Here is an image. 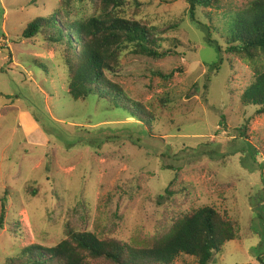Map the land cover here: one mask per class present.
Masks as SVG:
<instances>
[{
  "label": "rangeland",
  "instance_id": "374dc122",
  "mask_svg": "<svg viewBox=\"0 0 264 264\" xmlns=\"http://www.w3.org/2000/svg\"><path fill=\"white\" fill-rule=\"evenodd\" d=\"M128 1L127 15L158 27L189 20L165 36L170 46L173 39L192 45L194 61L185 72H175L181 57L152 62L127 53L122 59L120 82L156 112L157 123L133 116L129 104L116 107L96 96L74 100L62 50L23 38L31 21L61 3L79 19L96 16L92 0H0V200L7 205L0 264L33 244L57 245L68 223L129 241L160 234L179 215L207 206L240 226L239 238L212 264H261L264 114L242 103L254 81L251 63L231 57V70L227 55L188 18L186 0ZM253 1L225 4L238 12ZM221 36L220 29L215 38ZM174 180L177 195L159 200Z\"/></svg>",
  "mask_w": 264,
  "mask_h": 264
},
{
  "label": "trees",
  "instance_id": "16d2710c",
  "mask_svg": "<svg viewBox=\"0 0 264 264\" xmlns=\"http://www.w3.org/2000/svg\"><path fill=\"white\" fill-rule=\"evenodd\" d=\"M186 1L188 18L205 32L206 42L220 54L227 55L231 70L234 69L231 57L251 63L254 81L244 91L242 103L257 107L258 114L263 115L264 0H255L238 12L231 10L225 4L226 0ZM92 3L99 12L89 19L77 18L68 4L61 3L51 15L31 21L23 38L41 39L48 46L62 50L61 61L68 71L69 95L74 100L86 101L90 96H96L116 107L129 104L135 109L133 116L141 121L159 122L156 112L131 97L120 82L122 59L127 53L152 62L181 57L184 64L175 72H185L194 61L192 45L188 43L189 47H185L173 39L170 46L165 36L172 30L181 29L189 20L182 17L173 25L162 28L127 15L128 0H92ZM202 12L207 21L201 18ZM215 18L220 19L221 27L214 25ZM220 29L224 42L215 38ZM8 56L12 59L9 49ZM222 63L220 61L216 66V71ZM156 75L169 81L174 77V73L168 77L161 72ZM207 79L208 90L210 75ZM170 102L168 100L165 107ZM175 171L178 174L179 171ZM175 180L159 200H171L177 195L172 190ZM0 202L1 233L5 228L7 205L5 199ZM239 232L238 222L211 206L179 215L160 234L150 237L135 234L129 241L113 235L99 237L68 223L65 238L57 245L33 244L6 260L5 264H177L181 258L193 259L194 264H212L226 244L239 238ZM258 260L264 264V257Z\"/></svg>",
  "mask_w": 264,
  "mask_h": 264
}]
</instances>
